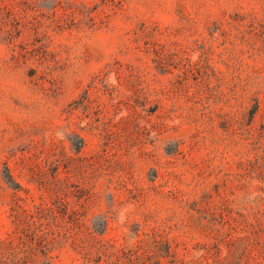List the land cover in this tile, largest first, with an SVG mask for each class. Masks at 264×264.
<instances>
[{"label": "rangeland", "instance_id": "obj_1", "mask_svg": "<svg viewBox=\"0 0 264 264\" xmlns=\"http://www.w3.org/2000/svg\"><path fill=\"white\" fill-rule=\"evenodd\" d=\"M0 264H264V0H0Z\"/></svg>", "mask_w": 264, "mask_h": 264}]
</instances>
